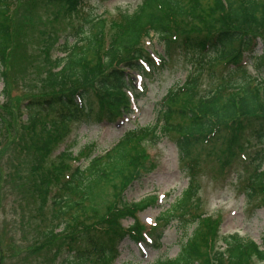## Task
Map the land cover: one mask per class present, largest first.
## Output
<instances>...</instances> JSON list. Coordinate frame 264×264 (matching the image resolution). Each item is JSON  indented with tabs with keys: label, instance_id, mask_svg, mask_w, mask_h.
<instances>
[{
	"label": "trees",
	"instance_id": "trees-1",
	"mask_svg": "<svg viewBox=\"0 0 264 264\" xmlns=\"http://www.w3.org/2000/svg\"><path fill=\"white\" fill-rule=\"evenodd\" d=\"M201 1L195 0L190 5L187 0H143L140 8L133 13L121 12V25L103 60V57L100 58L103 52L100 43L105 31L101 16L94 17L91 13L83 12L80 9L83 0H45L46 3L65 5L68 15L82 19L75 26L77 35L73 44L70 45L66 39L67 46L62 50L64 55L57 64L59 69L51 73L54 79L76 82L87 79L92 70L94 77H98L96 87L104 92L131 90L134 93L133 78L125 69L142 72L144 64L154 66L151 56L139 44L143 36L150 37L151 33L158 37L164 47L165 53L158 59L166 63L177 52L186 61L188 70L185 81L168 90L153 125L126 132L114 148L95 157L86 168L75 166L69 179L56 175L54 180L60 185L58 191L61 193L52 195V188H57L54 180H42L41 207L43 210L49 205L52 209L55 207L51 211L55 223L49 222L50 225L42 233L44 244L55 240L59 232H56L57 228L66 230L73 221L81 222L86 216L92 221L90 225L102 229L94 231L85 228V225L78 229L75 223L70 241L65 240L55 254V264L115 263L120 256V242L125 232L134 233V228L118 231L117 222L129 214L134 215L146 205L145 201L126 203L123 191L149 171L144 165L148 157L147 144L156 146L172 132L179 134L174 141L180 159L189 158V182L181 196L159 216L161 219L178 221L186 229L188 216H194L191 208L200 206L197 161L192 157V150L202 143L222 140L224 134L221 126L229 131L232 141L250 137L257 143L254 150L259 173L249 180L246 193L249 195L258 188L264 195V169L260 171L264 164V0H224L223 3L218 0L219 8L212 9L211 13H205ZM224 11L228 16L215 15ZM11 12L12 0H0L1 81L6 78L7 59L12 47ZM188 13L196 20L192 31L179 28L178 18L182 19ZM223 18L227 19L221 21ZM251 28L260 31L262 37L255 36ZM258 38L262 40V53L256 50L260 43ZM114 42L119 44L113 46ZM115 51L122 59L125 58L122 61L125 65L113 64L111 54ZM88 54L99 55L98 61L102 60L99 62L102 65L100 72L93 67L89 69L95 63ZM207 78L210 83L204 87ZM212 78H215L214 85L211 84ZM91 88V84L80 83L73 90L32 96L22 102L29 123L34 126L39 124L43 128V134L37 141L31 139L36 150H42L40 143H46L51 138L65 139L72 123H112L121 110L129 106L124 93L113 97L116 105L108 102L96 106ZM50 110L53 111L52 119L43 123L40 113ZM176 116L189 122H175ZM59 125L62 126L63 135L56 132ZM48 156L37 161H44V157ZM58 158L66 170L75 160L68 151ZM58 173H63V169L59 168ZM105 187L112 188L114 193L111 200L101 204L103 191H107ZM71 194H77L81 199L71 200ZM100 221L105 226L99 225ZM197 227L193 237L183 245L174 260L160 259L158 264H197L198 259L206 258L213 251L214 229L204 231ZM223 241L225 250L217 264H250L253 258L264 259V249L252 240L232 234L224 237Z\"/></svg>",
	"mask_w": 264,
	"mask_h": 264
},
{
	"label": "rangeland",
	"instance_id": "rangeland-1",
	"mask_svg": "<svg viewBox=\"0 0 264 264\" xmlns=\"http://www.w3.org/2000/svg\"><path fill=\"white\" fill-rule=\"evenodd\" d=\"M187 1L190 5L195 2ZM84 2L80 5L82 11L101 16L105 31L100 43L103 49L101 58L112 46V38L121 25V12L133 13L140 8L142 0ZM201 4L206 9L205 13L219 8L218 0H202ZM215 15L226 17L228 13L224 11ZM178 20L180 29L194 30L196 20L190 13ZM81 21L77 16L73 18L68 15L65 5L46 3L45 0H12V47L7 59L5 81H0V264H55V254L65 240L70 241L75 223L78 229L85 225L90 230H102L94 224L90 225L92 221L86 216L81 222L73 221L66 230L58 228L60 232L55 240L44 244L42 233L50 225L49 222L55 223L51 216L55 207L52 209L49 205L44 210L41 207L43 195L40 183L45 178L54 180L56 175L69 179L75 166H88L90 154L103 155L126 132L138 126L153 125L162 98L171 87L183 82L187 75L186 61L179 53L166 63L155 62V66L146 68L142 75L133 71V87L139 93L137 99L125 90L104 92L97 88L98 77H94L95 72L92 70L87 79H78L76 82L54 79L51 73L59 69L57 64L63 55L62 50L67 46L66 39L70 45L73 44L77 35L76 27ZM248 22L251 23V20ZM251 30H254L255 36L262 37L260 31ZM118 44L114 42L113 46ZM139 44L148 53L153 51L157 55H164V47L157 36H143ZM88 55L95 63L89 69L95 68L100 72L102 65L99 62L102 60L98 61L99 55ZM111 55L113 64L125 65L122 63L125 58L122 59L119 53L115 51ZM80 83L92 85V100L96 106L108 102L116 105L112 101L113 97L124 93L129 107L124 108L118 120L111 124H72L66 142L51 138L46 143H40L42 150H36L31 139L37 141L43 134V128L39 124L34 126L29 123L22 102L32 96L73 90ZM209 83L210 80L205 79L204 87L209 86ZM214 83L215 78H212L211 84ZM40 114L43 123L53 117L51 110ZM174 121L182 124L189 122L177 116ZM220 130L224 134L222 140H211L192 150V157L197 161L200 206L191 208L194 216H188L186 229L178 221L166 224L165 220L158 218L160 212L174 203L188 186L189 158H179L173 141L179 134L172 132L158 146L147 144L148 157L144 165L149 171L134 180L122 194L129 204L144 199L146 205L134 215L129 214L117 222L118 231L134 228V234L125 232L128 235L121 242V254L115 264H155L162 258L174 259L180 253L182 243L194 234L197 224L200 225L197 228L204 231L214 229L213 251L206 258L198 259L199 264H217L225 246L223 239L229 234L253 240L264 249V195L258 188L249 195L246 193L249 180L259 173L254 150L257 143L250 137L232 141L228 130L223 126ZM56 132L63 135L61 125ZM66 148L76 155V160L70 162L69 170L64 169L62 160L55 157L61 150L66 151ZM43 156L48 157L38 162V158ZM59 168L63 169V173H58ZM59 186L57 184V188H52V195L61 193L58 191ZM104 189L107 191H103L101 204L111 200V194L114 193L110 187ZM77 199L81 198L71 194V200ZM194 220L196 222L193 223ZM99 225L105 226L103 221ZM148 233L154 241L148 239ZM159 233H162L160 239L157 237ZM250 264H264V259L253 258Z\"/></svg>",
	"mask_w": 264,
	"mask_h": 264
}]
</instances>
